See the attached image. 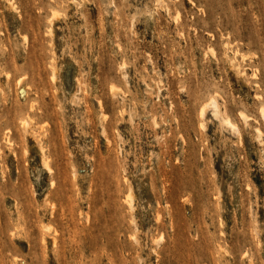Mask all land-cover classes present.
<instances>
[{
    "label": "rangeland",
    "instance_id": "1",
    "mask_svg": "<svg viewBox=\"0 0 264 264\" xmlns=\"http://www.w3.org/2000/svg\"><path fill=\"white\" fill-rule=\"evenodd\" d=\"M263 108L264 0H0V264H264Z\"/></svg>",
    "mask_w": 264,
    "mask_h": 264
},
{
    "label": "bare ground",
    "instance_id": "2",
    "mask_svg": "<svg viewBox=\"0 0 264 264\" xmlns=\"http://www.w3.org/2000/svg\"><path fill=\"white\" fill-rule=\"evenodd\" d=\"M114 86H115V85H114ZM114 90H115V89H114ZM111 93H113V92H111ZM214 101H215V100H214ZM214 101H213V102H214ZM213 104H214V103H211V105H213ZM215 104H216V103H215ZM215 104H214V108H213V110L216 108V107H215ZM208 105H209V104H208ZM203 107H204V106H203ZM212 107H213V106H212ZM211 109H212V108H211ZM201 110H202V109H201ZM263 113H264V108H263V112H262V114H263ZM204 115H205V114H204ZM241 116H242V115H241ZM246 118H247V117H246ZM228 123H229V122H228ZM226 124H227V123H226ZM228 126H231V125L228 124ZM232 128H235V126H233ZM235 130H236V129H235ZM237 131H238V130H237ZM235 133H236V132H235ZM238 134H239V133H238ZM235 135H236V134H235Z\"/></svg>",
    "mask_w": 264,
    "mask_h": 264
}]
</instances>
